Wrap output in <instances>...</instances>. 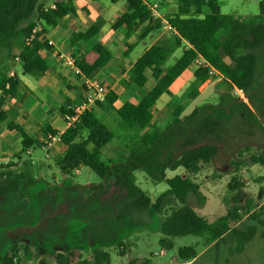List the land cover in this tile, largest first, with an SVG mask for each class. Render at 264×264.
Masks as SVG:
<instances>
[{
  "label": "trees",
  "instance_id": "1",
  "mask_svg": "<svg viewBox=\"0 0 264 264\" xmlns=\"http://www.w3.org/2000/svg\"><path fill=\"white\" fill-rule=\"evenodd\" d=\"M108 1L113 4L118 0ZM150 1L124 0L123 13L111 24L113 31L122 29L125 54L133 49L134 45L126 42L132 36H136L137 41L142 40L148 33L160 30L162 24H165L172 34L167 40H160L149 46L134 62L133 83L137 87L147 83L143 73L150 70L153 84H159L164 93L170 94L171 83L194 61L195 57L189 51L191 47L197 56L207 63V67L194 70L193 81L185 89L180 100L196 98L199 95V87L204 82L221 77L230 87L243 92L249 100L264 101V91L258 94L254 90L259 76L264 77V0L259 2L261 13L247 19L221 13L215 0H175V13L165 14L162 19L153 18L149 10ZM73 14L75 7L72 0L56 1L55 8L46 11L43 9L42 0H0V50L10 52L16 48L17 52L13 58L18 59L21 74L39 76L42 67L39 50L45 48L50 51L51 46L46 41H39L41 33L29 44H25V37L38 24L44 31V25L54 27L65 16ZM100 35L101 23L95 21L86 31L70 36L71 45L82 42L86 46L85 53L75 56L76 66L85 76L102 70L112 59L110 49L100 42ZM181 45V57L173 65L164 67L163 64L173 47ZM209 68L215 69L217 74L210 75ZM19 85L20 80L16 73L11 77L8 72L0 73V90L4 95L0 97V123L6 122L7 129L19 138L21 155L34 147L43 148L48 135L56 136L60 132L46 127L41 131L43 140L38 141L31 138L20 124L10 118V113L3 109L4 100L14 96ZM116 100V93L108 91L105 101L96 105L115 111L129 128L144 129L151 122L153 115L142 103L135 105L127 100L116 109L113 106ZM238 100L224 95L220 97L217 105L196 107L183 116V106L177 104L172 108L171 121L164 129L159 130L152 126L144 131L126 148V159L116 163L101 160V151L114 135L97 118L91 107L83 112L79 122L67 127L60 134V143L64 147L58 164L60 173L70 175L81 167H88L102 180L99 185H90L94 192L101 190L103 195L109 188L114 187L122 191L130 207L138 211H159L166 196L177 200L180 206L172 209L160 226L163 237L159 239V243L166 248L172 247L171 238L174 237L204 236L206 243L214 247L223 243L227 237H232L234 246L231 253L242 252L255 235L256 226L246 224L242 229L238 227L239 224L245 220L264 224V221L259 219L261 206L256 209V206L248 205L243 210L239 206L236 191L244 187L243 183L236 177L230 179L228 187L233 192L232 204L225 214L211 222L198 214L188 201L193 196L199 206L204 205L205 197L194 177L204 166L211 163L218 152L214 141L200 140L192 143L191 137L201 128L205 119H214L225 124L233 113L232 109L237 108ZM240 104L245 103L241 101ZM244 106L247 107L246 104ZM60 113L64 118L72 115L73 109L64 106L60 108ZM171 153L173 159L168 160ZM252 161L255 164L264 163V159L253 158ZM1 168H4L2 164ZM177 168H182L184 174L166 176L168 170L174 171ZM136 170L143 171L152 180L167 185L166 191L160 194L154 203L135 183L133 173ZM24 177L23 173L12 174L0 170V196L15 191ZM2 180L4 182L1 184ZM196 256L193 246H182L177 249L176 262L194 263ZM53 259L55 264H72L71 254L56 253ZM144 262L149 263L148 260ZM18 263L14 244L4 252L0 264ZM76 264L111 263L107 252L96 250L91 260Z\"/></svg>",
  "mask_w": 264,
  "mask_h": 264
},
{
  "label": "rangeland",
  "instance_id": "2",
  "mask_svg": "<svg viewBox=\"0 0 264 264\" xmlns=\"http://www.w3.org/2000/svg\"><path fill=\"white\" fill-rule=\"evenodd\" d=\"M215 1L221 13L233 14L242 19L261 13L259 7L261 0ZM48 2L49 0H42L43 7L47 6ZM75 2L76 0H73L74 4ZM96 2L100 6L111 7L112 12L124 8V1L114 4L108 0ZM157 2L156 10L161 16L177 11L175 0ZM105 27H109V23ZM43 28L59 47L58 57L55 55L59 62L56 63L54 70L72 76V71L58 59L68 53L62 45L67 42V34L70 32L71 35L72 31L66 25H61L57 29L44 25ZM152 37L153 33L138 41L127 55L128 58L136 60L153 44ZM81 47L86 48L83 43ZM182 48L173 47L170 57L164 63L165 67L172 65L180 57ZM16 52V48L10 52L0 50V73L8 72L9 75L13 72L20 79L36 81L34 76L21 74L19 61L13 58ZM193 68L192 64L190 70ZM192 81L193 76L186 88ZM199 88L201 93L194 99L180 100L185 91L182 90L178 92L177 98H171L163 93L161 100L171 98L168 102L172 108L181 104L182 116L189 114L196 107L217 105L220 97L224 95L239 100L237 108L232 109L233 113L225 124L214 119H205L201 128L193 133L192 143L200 140L214 141L218 146V152L211 163L204 166L194 177L205 197L204 205L199 206L193 196L188 201L198 214L211 222L225 214L227 208L231 206L233 192L229 189L228 183L232 177H236L244 184V187L236 191L239 206L242 210L248 205L256 206V209L261 206L259 219L264 221V163L255 164L252 161L253 158L264 159V105H262L264 101L249 100L243 92L230 87L223 79L206 88L203 85ZM254 90L258 94L264 91L263 76H259ZM161 100L156 103L157 106L161 105ZM241 101H244L247 107L245 104L241 105ZM152 111L155 112V108ZM95 113L114 135L101 151V160L115 163L125 160L126 148L140 135L141 129L127 127L111 109L96 108ZM170 121L171 114L169 116L163 114L159 116L155 127L162 130ZM62 149L64 147L61 143L52 145L50 151L44 147H34L28 153L21 154L22 159L31 162L28 166L19 161L17 164L22 166H14L16 162H13L12 155V159L10 158L12 161L3 163L4 168L0 170L12 174L23 173L25 177L15 191L0 196V261L4 252L15 244L18 264H41L40 262L55 264L53 256L56 253L71 254L72 264H76L91 260L96 250L107 252L111 264H129L145 260L152 264H175L177 249L182 246H193L197 256L194 263L188 264H264V224L253 220H245L238 226L242 229L246 224L256 226L255 235L242 252L231 253L234 246L232 237H227L223 243L215 247L207 244L204 236L192 235L171 238V248L160 245L159 239L163 237L160 232L161 223L172 209L180 206L177 200L171 196L164 197L159 211L134 210L126 201L124 193L114 187L109 188L103 195L101 190L94 192L90 185H99L102 180L88 167H81L70 175H62L58 167ZM56 150L59 151L57 152L59 157L55 159L53 154ZM172 159L173 153L168 157V160ZM133 174L135 183L152 203L167 189L164 182L152 180L143 171L136 170ZM174 174L183 175L184 171L177 168L166 172L167 177ZM3 182L2 180L1 184ZM161 249L166 252L164 256L157 255ZM172 260L175 263H172Z\"/></svg>",
  "mask_w": 264,
  "mask_h": 264
},
{
  "label": "crops",
  "instance_id": "3",
  "mask_svg": "<svg viewBox=\"0 0 264 264\" xmlns=\"http://www.w3.org/2000/svg\"><path fill=\"white\" fill-rule=\"evenodd\" d=\"M120 1L124 0H118L116 3H120ZM55 2L56 1L49 0L48 3L51 4ZM154 3L157 5V0L150 1V5ZM73 5L75 7V14L65 16L54 26V28L57 29L61 25H66L72 31V35L73 33L86 31L95 21H99L101 23L100 42L110 49L112 52V59L102 70L89 77L104 85L107 91H113L116 93L117 100L113 106L117 109L128 100L135 105L142 103L150 110L153 115L152 120L144 129H141L140 135L144 131L149 130L152 126H155L159 116L163 114H168L169 116L171 114L170 111L172 107L168 101L173 97L177 98V96H179L178 92L186 89V85L191 80V76H193V72L196 69L194 66L193 70H190V66L193 63L183 70L171 83L169 86L170 94L164 93L163 88L159 84H153L150 70H145L143 73L147 79V83L141 87H137L133 83L132 74L133 64L136 60L128 58L127 55L129 53L125 54L126 48L124 46L125 40L122 29L120 28L115 31L111 29V24L119 15L123 13L124 9L119 8L118 10L116 9L112 12L111 7L100 6L97 4L96 0H76ZM163 16L160 15L161 19ZM107 23H109V27H105ZM69 33H66L68 43H64L62 47L74 57L85 53L86 50L81 47L82 42H77L74 45L70 44L71 35H69ZM151 33H153V44L160 40H167V38L172 37V34L165 24H162L160 30L150 32L147 35H150ZM136 39V36H132L126 40V42L135 46L138 42ZM39 41L51 42V44L48 43L51 46L50 51L45 48H41L39 50L42 65L40 70L41 74L33 77L36 81L19 78L20 85L16 94L4 100L3 109L10 113V118L20 124L31 138L41 141L44 137L41 132L42 129L49 127L53 130L63 132L67 128L63 116L60 113V108L64 106L73 107L77 105L83 98L84 93L79 77L61 74V72L54 70L56 63L59 62L55 57V55L58 57L59 47H57L53 38L49 37L44 30L39 37ZM181 46L183 47V45ZM189 51L195 58L197 57L196 52L191 47H189ZM179 58H177L175 62ZM58 59L60 60V58ZM221 79V77H217L213 81L207 80L202 85L206 88ZM173 87L174 91H172ZM163 93L169 95L171 98L169 100H161ZM200 93L201 89L199 88V94ZM159 100H161L162 103L157 106L156 103ZM96 108L99 107H97V105L92 106L94 111ZM153 108H155V112L152 111ZM6 125V122L0 123V158H2L0 159V164L3 165V163L5 164L7 161L13 160L14 163L16 162L14 166L21 167V164L28 166L31 162L22 159L19 154L21 150L19 138L14 132L9 131ZM54 144L56 145L57 143ZM51 148L52 146L47 149L50 151ZM13 149L15 150L14 152H12ZM31 149H29L26 153H28ZM57 152L59 151L56 150L53 154V158L55 159L59 157ZM63 152L64 149H62L61 155H63ZM11 155L14 156V159L11 158ZM10 158L12 160H10ZM18 161L21 162V164H17Z\"/></svg>",
  "mask_w": 264,
  "mask_h": 264
},
{
  "label": "built area",
  "instance_id": "4",
  "mask_svg": "<svg viewBox=\"0 0 264 264\" xmlns=\"http://www.w3.org/2000/svg\"><path fill=\"white\" fill-rule=\"evenodd\" d=\"M54 8H55V3H51V4L43 7V9L45 11L48 9H54ZM156 8H157V5L155 3L150 5V7H149L150 13H151L153 18H160L161 19L160 15L157 13ZM42 32H43V30H42L41 25L38 24V25L34 26L30 30L29 34L25 37V39H24L25 44L31 43L33 40H35L37 38V36L40 33L42 34ZM48 43L51 44V42H48ZM59 58L61 61L64 62L66 67H68L69 70L72 71L74 76L80 78V84H81V87H82L83 93H84L81 101L77 105L72 107L73 114L69 115V116H65L63 118L66 127H69L72 124L79 122L80 117L85 110H88L92 106L96 105V103H103L105 101V97H106V94L108 91L105 89L104 85L97 82L96 80H93L89 76H85L80 71V69L76 66L75 57L72 54L65 53L64 55H61ZM15 59L18 60L17 58H15ZM193 65L196 68L207 67V63L202 61L198 56L196 58H194ZM209 74L210 75H216L217 72L215 71V69L209 68ZM13 75H14L13 72H11L9 74L10 77ZM7 87H8V85L5 86V88H7ZM0 97H4L2 90H0ZM61 133L62 132H60L56 136L48 135L47 138L44 140V148L47 149V148H50L54 143H60L61 142V140H60V134ZM165 254H166L165 250L161 249L157 255L164 256ZM172 263H175V261L172 260ZM188 263L189 262H183V263L176 262L175 264H188ZM129 264H152V263L134 262V263H129ZM155 264H161V263H155Z\"/></svg>",
  "mask_w": 264,
  "mask_h": 264
}]
</instances>
